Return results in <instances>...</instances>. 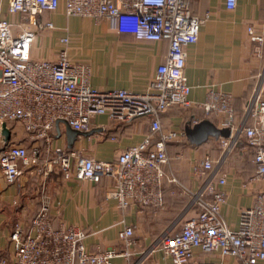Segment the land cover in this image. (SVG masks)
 Returning a JSON list of instances; mask_svg holds the SVG:
<instances>
[{"label": "built area", "instance_id": "obj_1", "mask_svg": "<svg viewBox=\"0 0 264 264\" xmlns=\"http://www.w3.org/2000/svg\"><path fill=\"white\" fill-rule=\"evenodd\" d=\"M61 1L68 15L114 20L119 31L131 32L139 39L168 42L166 59L158 65L145 90L94 87L90 64L69 58L68 35L60 37L64 47L54 59L32 57L31 47L38 32L55 27L52 21L44 22L38 15L57 10ZM191 3L192 0H10V11L21 13L23 18L18 22L0 18V139L1 123L6 121L11 132L20 126L32 144L28 147L25 139L0 147V170L6 183H15L27 169L45 176L60 170L65 178L93 182L111 178L114 184L108 197L115 199L119 208L139 205L162 209L168 179L176 185L173 193L189 198L183 217L194 213L165 229L148 249L139 251L135 225L124 223L118 233L122 248L92 251L84 243L83 228L54 226L46 197L28 231L16 224L11 234L13 255L0 256V264H114L117 257H124L127 264H141L148 253L156 251L169 257L171 264H191L196 248L235 257L243 264L264 260L262 82L246 100L239 122L234 96L229 92L211 90L207 100L198 104L206 114L223 118L220 127H231L228 137L218 138L221 152L217 158L207 154L193 163V175L201 179L199 188L184 184L174 172L168 176L165 170L172 160L169 145L180 142L186 132L183 128L164 129L162 114L174 105L193 106L186 75L187 47L198 41L201 26L210 18L209 12L204 16L194 13ZM224 5L234 10L238 0H224ZM247 31L255 43V53L262 56L264 32L252 24ZM260 78L264 79V68ZM98 116H106L114 124L147 116L150 130L140 142L126 147L113 159H98L67 149L59 142L65 135L55 131L58 119L86 132L93 129ZM199 121L194 119L193 124ZM242 139L252 149L251 162L255 167L243 188L253 187L255 199L240 208L237 225L233 226L223 216L229 194L223 188L228 173L222 170ZM182 156V152L175 154L176 159ZM137 253L141 257L132 262Z\"/></svg>", "mask_w": 264, "mask_h": 264}, {"label": "crops", "instance_id": "obj_2", "mask_svg": "<svg viewBox=\"0 0 264 264\" xmlns=\"http://www.w3.org/2000/svg\"><path fill=\"white\" fill-rule=\"evenodd\" d=\"M194 13L210 18L201 26L198 41L187 47L188 83L191 85L190 99L193 106L184 108L174 105L162 114L164 129H185L194 119H210L218 126L223 118L206 114L198 104L207 100L211 90L229 92L234 96V106L239 122L246 100L255 87L264 79L260 72L264 68L263 55L255 53V43L249 38L247 27L254 25L264 32V0H238L234 10H228L224 0H192ZM0 18L18 22L21 13L10 11V0H0ZM38 18L44 22L52 21L54 28L39 31L31 47L35 59H54L64 47L60 37L69 36L68 55L72 61L86 62L91 66V84L99 89L126 88L135 91L145 90L153 80L156 69L167 56L169 44L166 40L153 41L139 39L131 32H122L114 20L68 15L64 1L55 11H43ZM53 48V49H52ZM220 127V126H219ZM10 128V127H9ZM92 134L77 136L72 147L68 146L65 124H56L55 131L65 138L59 142L67 149L83 151L98 159H113L126 147L140 142L150 130L149 117H141L130 123H111L106 116H98ZM158 137V135H157ZM26 139L28 147L31 140L20 126L12 130L8 144ZM2 145L0 139V147ZM242 142L229 157L222 172L228 173L223 188L228 191V201L223 207V216L233 226L237 225L241 207L254 202L253 187L243 188V182L254 173L251 162L252 149ZM182 152L181 159L175 154ZM218 139L210 137L201 144H193L187 135L180 142L169 145L171 163L165 165L167 175L175 173L184 184L197 189L201 179L192 171L193 163L209 154L213 158L220 155ZM249 156L251 169L237 168V162ZM221 172V173H222ZM111 178L100 182L81 180L76 177L65 178L62 171L56 170L48 176L32 169L25 170L13 184H7L0 170V256L12 257L14 243L11 234L16 224L29 230L32 217L47 197L51 204V214L55 227L75 225L85 230V245L92 251L108 248H122L118 237L124 223L135 225V236L139 240V251L148 249L164 231L182 218L188 204L173 193L176 185L165 180L162 209L149 206L130 205L127 209L118 207L117 201L108 197L113 187ZM191 214V213H190ZM191 264L212 261L217 264H243L232 256L222 257L218 252L195 249ZM141 255H133L136 262ZM114 264H127L124 257L114 259ZM141 264H171L169 257L160 251L148 253ZM257 264H264V260Z\"/></svg>", "mask_w": 264, "mask_h": 264}, {"label": "water", "instance_id": "obj_3", "mask_svg": "<svg viewBox=\"0 0 264 264\" xmlns=\"http://www.w3.org/2000/svg\"><path fill=\"white\" fill-rule=\"evenodd\" d=\"M60 123H64L66 127V134L68 139V146L72 147L77 136L80 134L89 135L92 134L95 129H91L90 131L82 132L77 129L72 128L68 122L64 119H58L56 124L59 127ZM185 132L189 140L193 144H201L208 140L210 137L220 138L228 137L231 133V127H219L215 122L210 119H202L195 125H187L185 127ZM60 131L58 135H60ZM1 147H4L8 144L11 138V129L7 125L6 121L1 123Z\"/></svg>", "mask_w": 264, "mask_h": 264}, {"label": "rangeland", "instance_id": "obj_4", "mask_svg": "<svg viewBox=\"0 0 264 264\" xmlns=\"http://www.w3.org/2000/svg\"><path fill=\"white\" fill-rule=\"evenodd\" d=\"M52 49H53V48H52ZM59 49H60V46H59ZM59 49H58V50H59ZM26 138H27V137H26ZM245 143L247 144L246 140H245V139H242V144H245ZM249 149H250V148H249ZM234 151H235V150H234ZM234 151L231 153L230 157L234 154ZM244 159H245V160H244V161H241L240 163L237 162V164H236L237 168H238V166H239V168L242 167V169H251L252 167H251V162L249 161V156H246V158H244ZM239 168H238V169H239ZM175 197H176L177 199H178V198L181 199L183 206L189 203V198H188V196H186V195H184V194H180V193H178V195H176ZM192 213H194V212H191V214H192ZM191 214L189 213V215H191ZM189 215H187V217H188ZM187 217H186V216L183 217V220L186 219ZM177 220H178V219H177ZM171 225H172V224H171ZM171 225H168V226L164 227V230L167 229V228H169ZM162 232H163V231H162Z\"/></svg>", "mask_w": 264, "mask_h": 264}]
</instances>
